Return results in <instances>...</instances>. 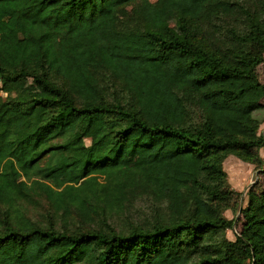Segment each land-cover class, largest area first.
<instances>
[{
    "label": "trees",
    "instance_id": "trees-1",
    "mask_svg": "<svg viewBox=\"0 0 264 264\" xmlns=\"http://www.w3.org/2000/svg\"><path fill=\"white\" fill-rule=\"evenodd\" d=\"M263 53L264 0H0V264H264V188L234 243L217 210L223 159L257 162ZM145 187L160 206L127 227L20 205L92 220Z\"/></svg>",
    "mask_w": 264,
    "mask_h": 264
},
{
    "label": "rangeland",
    "instance_id": "rangeland-1",
    "mask_svg": "<svg viewBox=\"0 0 264 264\" xmlns=\"http://www.w3.org/2000/svg\"><path fill=\"white\" fill-rule=\"evenodd\" d=\"M258 80L264 84V53L262 59L256 67ZM261 107L255 109L251 116L257 120L256 135L262 139V143L255 149L257 162L250 163L239 159L236 155L228 154L222 161V169L225 175L226 188L232 191V199L229 203L218 205V212L227 219H233L232 225L225 230L226 239L234 243L239 236V232L244 223L241 209L246 205L247 192L250 188L259 191L264 188V98L261 99ZM85 144H89V139H84ZM67 155L64 150L58 149L55 154H46L39 162L40 166L48 162L64 164ZM188 202V213L192 211L193 193L190 189L184 190ZM152 187H145L131 201L130 204L112 210H101L92 213V220L81 217L73 208L69 211L56 209L52 203L44 196L35 197L34 201H21V207L26 216L42 224H52L59 230L69 232H79L88 227L97 226L101 219H105L112 226L127 227L130 223H136L147 217L150 213L159 208L160 203L153 197Z\"/></svg>",
    "mask_w": 264,
    "mask_h": 264
}]
</instances>
